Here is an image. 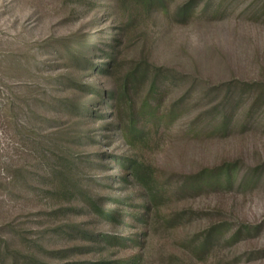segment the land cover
<instances>
[{"label":"rangeland","instance_id":"obj_1","mask_svg":"<svg viewBox=\"0 0 264 264\" xmlns=\"http://www.w3.org/2000/svg\"><path fill=\"white\" fill-rule=\"evenodd\" d=\"M185 1L173 0L168 17L149 20L147 31L143 20L133 35L136 46H121L125 56H146L152 64L172 70V76L159 89L166 108L180 110L174 123L153 131L151 147L137 158L154 169L160 183L173 187L166 196L169 200L161 205V215H153L152 225L144 227L133 219L114 226L99 219L86 203L91 196H102L100 203L105 212L112 208L109 201L122 195L115 181L120 172L112 155L135 160L136 151L116 138L114 128L103 132L99 127L115 122L116 110H106L105 99L92 97L90 89L77 88L78 82L106 94L113 87L112 79L92 65L81 66L80 61L66 67L53 51L62 38L68 39L70 47H78L86 37L84 53L92 64L107 63L106 50H110L120 27L115 0H0V110L8 102L14 103L12 112L0 111V245L13 229H19L24 239L35 244L44 242L47 236V249L72 246L51 230L64 224H80L94 236L114 235L140 243L126 249H109L107 253L113 259L138 255L141 264H264V0H199L194 16L182 22L173 15L176 6ZM66 77L76 81L68 89L61 81ZM241 82L254 83V87L233 88L232 95L242 98L239 104L234 100L227 103L235 108L226 135L196 137L189 132L197 115L202 123L212 117L208 114L214 108L222 110L228 87ZM79 97L82 103L78 102L80 106L69 115L61 111L47 113L48 105ZM86 101L92 103L85 106ZM26 124L33 126L36 136L43 135L44 142L61 129L70 141L77 136L84 139L76 141L81 144L77 145V157L84 167V192L77 197L81 209L78 213L62 216L60 221L47 220L44 213L61 207L57 201L48 195L28 198L12 189L10 180L18 165H24L28 173H41L32 162H25L28 142L35 138L24 132ZM101 134L115 138L108 144L93 145V140L100 141ZM34 152L41 157L43 147ZM85 162L102 168L91 170ZM224 162L238 164L237 178L244 173H257L260 178L246 187L236 181L224 190L184 195L178 192L185 175ZM95 180L104 187L95 185L93 189ZM39 187L45 188L41 184ZM126 187L131 206L120 208L132 213V207L140 203L141 188L132 179ZM182 212L185 218L179 224L164 225V217ZM218 224L227 227L225 237L209 252H193L191 244L197 235ZM240 225L261 227L232 241L231 235ZM94 249L92 254L77 259L103 257L100 248Z\"/></svg>","mask_w":264,"mask_h":264},{"label":"trees","instance_id":"obj_2","mask_svg":"<svg viewBox=\"0 0 264 264\" xmlns=\"http://www.w3.org/2000/svg\"><path fill=\"white\" fill-rule=\"evenodd\" d=\"M172 1L115 0L114 11L117 18H119L120 27L116 30L114 43L109 46L110 50L104 49L108 54L107 58H109V61L104 65H93L90 57L85 55L84 46L86 37L81 39L78 47H70L68 42H66L68 39L65 40L64 38L60 39L58 44L53 47V51L64 66L70 67L75 62L80 61L81 66L92 65L95 71L113 81L112 89L106 94H101V91L95 87L85 86L78 82L77 88L81 90L90 89L92 97L95 95L105 99L103 106H105L106 110H116L117 120L115 122L103 123L99 127L103 128V132L111 131L114 128L118 132L116 138L136 151L135 160L124 156L118 157L112 155L113 160L116 162V169H119L120 172L115 177V181L119 184L122 195L109 201L112 208L108 212H105L101 206V201L104 200L102 196L94 195L95 197L91 196V198L86 200L88 206H91L94 214L99 219L114 226L121 225L129 219H133L144 227L151 226L153 215L156 217L157 215H161V205H163L164 200H169L166 196L168 190L173 188L172 185L160 183L154 169L137 159L142 151L151 147L153 131L161 130V128L164 129L174 123L180 112L179 109L173 106L166 108V99L159 89V86L168 81V78L172 76V70L162 69V67L152 64L146 56L139 58L131 57V54L125 56L121 50V46L123 45H137L134 43L135 39L133 35L143 20L144 28L147 31L151 26V21L149 20H157V16L161 18L168 17L170 13L169 4ZM198 5L199 0H186L176 6L173 16L176 20L187 21L194 16ZM92 8L93 10L95 8L94 2L92 3ZM61 81L65 89L73 86L74 82H76L74 79L69 80L67 77ZM241 84L228 87L223 99L225 106L222 107V110L214 108L211 113H207L212 117L202 120V123L200 115H197L192 121L189 132L196 137L204 136L205 134L211 137L226 135L232 126L229 120L232 118V111L235 108L234 105L228 106L227 103L234 100L236 104H239L242 98V96L235 98L232 95L233 88L241 86L242 90H249L254 87V83L241 82ZM255 90L258 91L257 89ZM78 102L82 103L80 97L73 100L65 98L48 105L47 113L52 114L61 111L69 115L75 107L80 106ZM89 103L91 104L92 102L86 101L84 105L87 106ZM13 104L12 102H8V104L4 105L3 110L0 111L12 112L14 109ZM23 129L24 132L35 136V140L31 138L28 142L29 154L25 162H32L33 168H38V170H41V173H28L24 165H18L15 176L10 180L12 189L23 192L28 198L37 199L42 195H48L49 199L57 201L61 207L53 209L49 213H44V217H48L47 220L58 219L60 221L62 216L78 213V210L81 209L77 205V197L84 192V176L82 174L84 173L82 171L84 167L82 166L81 159L77 157V145L81 144L76 141L84 139L77 136L78 139L70 141L68 140L69 135L67 132L61 129L54 134V138H50L47 142H44L42 140L44 139L43 135L38 133L36 136L32 125L26 124ZM114 138L112 134H101L100 141L96 142L93 140V145L108 144V141ZM44 143L47 144L43 145ZM41 146L43 147V152L40 157L35 154L34 150ZM102 155L104 154L97 156L100 157ZM105 155L111 156L109 154ZM83 164L91 170L102 168L92 162H85ZM256 171L258 172L257 169H254V173ZM238 173L239 167L236 163L224 162L219 166L207 167L194 174L185 175L184 179L181 180L178 192L184 195L200 194L210 190H224L233 187L236 181L241 187H246L253 184L257 178H260V175H257V173L251 176L244 173L238 179ZM129 179H132L139 186L138 188H141V193L138 195L140 203L132 207L134 209L132 213H124L121 211L120 205L131 206L129 202L132 200L126 187ZM93 183V189L95 185L101 188L104 187V185H100L101 183L96 182V180ZM39 184L45 188H38ZM183 213H178L172 217H164V225L172 227L175 224H179L185 218V214ZM259 228L240 225L232 233L230 239L235 241L244 234L249 235L251 232H257ZM51 231H53L56 237H62L64 241H67V243L71 242L73 245L47 249V236L43 239L44 242L35 244L36 242L32 243L24 239L19 229H13L8 234V237L1 241L0 264H141L138 255L127 259H113L107 253L109 249L113 248L120 247L126 249L132 244H136V246L140 245L135 239L118 238L107 234H97L94 236L93 233L91 234L80 224H64ZM226 231L227 227L225 225L218 224L211 226L204 234L197 235V239H194L191 244L192 251L209 252L216 242L225 237ZM94 247L100 248L99 252L102 253L103 257L93 261L77 259L80 256L95 252Z\"/></svg>","mask_w":264,"mask_h":264}]
</instances>
